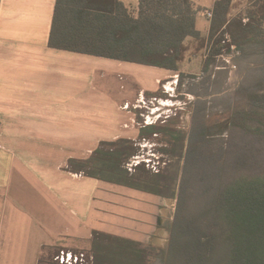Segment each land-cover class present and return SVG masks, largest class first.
<instances>
[{
    "label": "crops",
    "instance_id": "1",
    "mask_svg": "<svg viewBox=\"0 0 264 264\" xmlns=\"http://www.w3.org/2000/svg\"><path fill=\"white\" fill-rule=\"evenodd\" d=\"M56 1L0 0V264H38L45 248L59 245L70 254L89 251L95 231L138 241L147 249L159 247L167 229L164 225L159 227L157 222L165 223L168 219L174 199L70 172L68 162L80 155V149L75 150L74 143L66 146L65 154V146L58 147V142L82 140L81 154L88 156L78 158L87 159L95 151L96 140L137 141L142 127L160 119L157 118L159 107L155 105L151 109L156 117L153 122L150 117H144L143 107L154 100L165 104L156 96L161 83L166 82L164 89H167L180 76H199L197 82L210 76L209 84L201 90L206 93L208 89L211 97H197L208 105L211 101L216 104L221 101L235 106V100L245 99L250 79L257 74L254 67H241V55L235 47L231 51V63L219 67L212 62L227 53L222 51L209 61L205 58L208 45L197 51L194 40L188 39L189 51L180 70L146 66L147 70L156 72L154 83L149 84L143 74L144 65L51 48L49 39ZM120 1L137 15L140 0L136 9L128 6L129 0ZM193 1L198 8L197 28L208 43L212 20L202 12L213 9L216 0L205 8L198 0ZM236 1L231 18L243 14L249 5L247 1L245 6H240ZM238 6L239 12L235 14ZM97 70L101 82L112 93L105 102L98 101L95 94ZM110 70L119 74L111 76L109 82ZM113 77L118 87L112 84ZM261 86L264 91V79ZM188 96L194 98L195 94ZM252 98L247 96L251 101ZM225 120L217 122L216 131ZM80 122L95 123L81 126ZM232 128L239 127H229L217 135H225ZM7 138L11 144H5L3 139ZM48 158L55 162L49 163ZM136 158L139 163L145 161L141 156ZM17 161L22 168L40 172L52 164L60 173L50 179L45 174L36 178L41 190L54 198L56 229L48 230L49 218L44 212L35 211L27 219L15 212L11 183Z\"/></svg>",
    "mask_w": 264,
    "mask_h": 264
},
{
    "label": "trees",
    "instance_id": "2",
    "mask_svg": "<svg viewBox=\"0 0 264 264\" xmlns=\"http://www.w3.org/2000/svg\"><path fill=\"white\" fill-rule=\"evenodd\" d=\"M233 4L234 0L214 2V17L207 43L197 28L198 8L193 0H140L137 15L120 0H57L49 46L57 50L179 71L189 51L186 44L188 39L194 40L197 51L214 42L209 61L221 54L222 48H226L228 53L235 47L241 55V67H254L262 77L264 0H248L246 11L231 18ZM229 127L264 134V111L234 113L221 123V127L219 125V132ZM163 130L165 128L158 123L144 126L140 140L163 133ZM139 153L140 146L134 140L104 141L91 157L71 160L67 170L167 196L170 188L162 172L145 161L133 163L140 156ZM212 208L210 212L215 211L214 226L217 229L202 243L223 237L229 246L224 261L216 259L213 250L208 247L215 263L211 260L207 264H264V177H240L225 188L220 200L212 203ZM60 255L61 251L49 264H70L61 262ZM72 255L71 264H151L149 249L142 243L99 231L93 233L89 251H74ZM42 256L38 264L43 263ZM152 264L167 262L161 256ZM200 264L203 262L200 261Z\"/></svg>",
    "mask_w": 264,
    "mask_h": 264
},
{
    "label": "rangeland",
    "instance_id": "3",
    "mask_svg": "<svg viewBox=\"0 0 264 264\" xmlns=\"http://www.w3.org/2000/svg\"><path fill=\"white\" fill-rule=\"evenodd\" d=\"M198 1L200 6L205 8L213 0ZM247 1L237 0L236 4L245 6ZM137 2V0H129L128 6L136 9ZM239 9V6L235 8V14H238ZM228 38L229 36L226 37L227 41H229ZM211 46L212 44L209 45V48ZM222 51L226 54L228 50L222 48ZM230 53L228 52L223 58L214 60L212 65L228 66L233 57V54ZM143 67H145L142 70L146 81L153 84L156 72L146 69L149 67ZM98 71L96 73L98 88H96L95 94H97L98 101L105 102L112 93L107 89L106 84L101 82V73ZM107 73L110 75L109 82L111 76L119 74L118 71L114 70ZM113 78L112 84L114 87H118V82L115 77ZM196 78L199 76L190 78L180 76L175 81L170 82V86L167 88L169 90L166 89V85H168L166 82L161 83L156 96L164 100L165 104L160 100H154L143 107L145 108L143 109L144 117L147 119L150 117L152 122L156 121V117L152 115L151 109L155 105L159 107L160 112L157 118L160 119L156 123L164 127L165 130L163 133L156 134L158 136L153 135L148 138L149 142L138 139L136 141L138 146L139 144L148 146L143 149L140 147L139 154L143 160L149 162L155 170L162 172L161 174L166 178L165 183L168 184L170 192L167 196L162 197L174 199V208L168 219L165 223L161 220L157 222L159 227L164 225L167 229V236L164 237V242L159 247L149 249L151 264L157 257L161 258V256L164 257L167 264H200V261L207 264L212 260L209 255L211 249L216 259L224 261L229 243L223 237H220L219 240L210 242L207 240L208 243H202L204 238L214 234L217 229L214 226L215 211L210 212L215 206L212 208V203H217L225 188L240 177H264V135L250 134L239 128H232L225 135H217L219 131H216L217 122L229 118L234 113L251 110L264 111V100H261V94L264 93L261 90L264 76L260 77L258 74L252 76L250 79L252 86L250 85L248 91L245 92V99L241 102L235 100V106H227L225 102L223 104L221 101L218 104L216 101H211L208 105L201 101L197 97L198 95L211 97L208 96L210 95L208 89L206 93L201 90L204 85L209 84L211 77L204 76L199 82ZM164 86H166L165 89ZM190 94H195L194 98H189L188 95ZM247 96H253V100L247 99ZM260 104H262L261 107H259ZM95 105L98 104L95 102ZM119 114L123 113L119 112ZM95 118L97 121L100 120L98 116ZM94 123L80 122V125H94ZM3 141L5 144H11V139L7 138ZM104 141L107 140H96L95 150ZM74 143L76 144L73 148L75 150L80 149L78 151L80 155L77 154L75 156L77 158L71 160L79 159L78 156H88L81 154L84 152L82 140H78L77 143L75 139H64L62 144L58 142V147L62 145L64 148L65 146L64 152L66 154L68 151L66 146H71ZM89 145L91 146V144ZM48 161L49 163L55 162L52 158H48ZM15 163L11 183V203L14 204L15 212L18 213L19 217L25 215L26 219L35 211L44 212L49 218L48 230L56 229L54 198L41 190L36 178L45 174L50 179L53 176H59L60 173L52 164L47 170L40 172V170L29 171L27 168H22L19 161ZM206 249H208L207 252ZM60 251V259L62 256L65 257V254H70L68 249L60 247V245L45 248L42 264H49L50 260L54 262V256Z\"/></svg>",
    "mask_w": 264,
    "mask_h": 264
},
{
    "label": "built area",
    "instance_id": "4",
    "mask_svg": "<svg viewBox=\"0 0 264 264\" xmlns=\"http://www.w3.org/2000/svg\"><path fill=\"white\" fill-rule=\"evenodd\" d=\"M202 13L209 20H212L213 17H214V11H213V9H207V10L203 11ZM211 48H212V46H211ZM211 48H209V47L207 48V50L205 52V54H206L205 58H208L210 56ZM238 54H239V52H238ZM0 129H1V124H0ZM133 163L134 164H138L139 163L138 158H135V160L133 161ZM60 260L63 263L64 262L65 263H71L73 261V256H72V254H65V257L62 256ZM75 261H77V259H75Z\"/></svg>",
    "mask_w": 264,
    "mask_h": 264
}]
</instances>
